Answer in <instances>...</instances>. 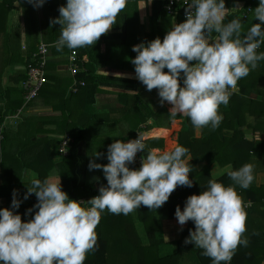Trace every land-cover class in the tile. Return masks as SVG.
Here are the masks:
<instances>
[{
    "label": "crops",
    "instance_id": "obj_1",
    "mask_svg": "<svg viewBox=\"0 0 264 264\" xmlns=\"http://www.w3.org/2000/svg\"><path fill=\"white\" fill-rule=\"evenodd\" d=\"M155 1L140 9L145 0H127L115 24L95 45L58 50L61 26L57 24L54 31L51 21L59 16L58 9L66 5V0H46L38 8L28 0H0V186L7 184L10 192L9 198L0 195V208L10 207L13 190L23 199L33 179H39L41 173L48 178L54 172L57 178L60 176L62 190L71 199L83 200V205H87L93 189L107 183L102 170L89 171L90 160L108 163L109 144L115 140H133L136 132L143 129L145 154L153 148L171 150L177 144L188 150L185 159H190L189 177L198 175L199 178H194L193 186L184 194L186 198L206 190L210 179L227 178L223 184L235 187L247 212L246 231L241 238H247L248 244L237 247L232 264H264V131L255 127L261 118L239 115V119L238 115H225V111H229L228 102L219 107L223 115L219 127L214 130L210 126L195 128L189 118L170 115L171 105L167 102L161 105L156 89L146 90L136 78L131 63L136 55L132 47L156 37L162 40L168 30L182 22L179 17H154ZM237 2L240 8L232 9L225 23L228 18H236L234 14L245 9L247 4L258 6L259 0H225L226 8H233ZM243 20L240 21L245 32L253 23H258L253 19V12ZM22 32L26 34V47L21 46ZM41 43L49 47L48 81L38 97L25 105L26 71L34 64ZM73 51L82 61L79 73L108 77L98 79L100 86L95 101L93 91L87 90L92 78L79 79V75L71 73L69 57ZM260 71L261 66L257 65L249 74ZM117 74L124 75L120 78ZM252 85L248 98L264 100V82ZM239 92L237 83V90L231 95ZM238 132L245 141L255 143L249 155L246 145L237 150V144L231 140ZM65 135L71 137V155L62 157L58 150ZM209 136L213 141L206 143ZM222 137L229 141L224 149L220 143ZM219 150H229L231 158L239 161V168L248 163L253 165L254 180L249 188L242 189L229 178L227 169L231 166L235 170V166L228 156L216 159L212 153ZM236 150L241 155L238 159ZM96 153L102 154L99 159L94 157ZM176 196L173 192L156 211L141 205L128 215H115L107 209L101 213L95 231L97 242L100 240L101 246L106 242L109 247L110 264H133L138 260L152 264L176 252H179V264H212V260L202 254V249L184 243V228L194 230L195 226L189 221L180 230L174 213L177 205L183 209L185 199L182 196L180 202ZM35 203L33 194L21 204L17 211L22 220L30 218L24 214ZM141 248L146 251L142 253ZM92 255L91 251L86 258Z\"/></svg>",
    "mask_w": 264,
    "mask_h": 264
},
{
    "label": "clouds",
    "instance_id": "obj_2",
    "mask_svg": "<svg viewBox=\"0 0 264 264\" xmlns=\"http://www.w3.org/2000/svg\"><path fill=\"white\" fill-rule=\"evenodd\" d=\"M45 2L28 0L36 8ZM151 3L145 0L140 9ZM126 4L127 0H66L51 21L61 26L58 50L95 45ZM239 8L238 2L229 9L225 0H189L184 22L176 23L162 40L156 37L132 47L136 78L146 90H157L161 105H171L170 115L189 118L195 128L219 127L220 105L229 102L238 81L264 60V52H257L264 44V0L252 9L258 23L246 32L239 18L225 23L232 9ZM25 36L22 32V47L27 46ZM145 148L140 135L126 142L115 140L107 146L108 163L90 160L89 171L102 170L107 183L86 202L87 207L82 206L85 201L71 199L62 190L55 172L43 181L33 179L23 199L13 190L10 207L0 208V264H84L95 249V229L105 209L115 215H128L141 205L156 211L178 186H193L185 147L153 148L146 154ZM138 152L144 153L141 165L132 168ZM227 175L236 186L247 189L254 180L253 165L235 170L229 166ZM205 189L188 196L183 209L177 205L174 215L181 231L189 221L195 226L189 229L186 245L202 249L212 264H230L237 247L248 244L247 238H241L246 231L245 204L235 187L215 179ZM33 194L36 203L24 214L30 218L22 220L17 210Z\"/></svg>",
    "mask_w": 264,
    "mask_h": 264
},
{
    "label": "trees",
    "instance_id": "obj_3",
    "mask_svg": "<svg viewBox=\"0 0 264 264\" xmlns=\"http://www.w3.org/2000/svg\"><path fill=\"white\" fill-rule=\"evenodd\" d=\"M166 2H167V0H156L155 1V3L153 4V11L155 12V13L153 12L154 17L157 18V17H161V16H167V17L174 18L167 13V11L165 9ZM248 6H252L253 9L255 7H257V5L253 3L252 5L247 4L245 9H247ZM245 9H243V10H245ZM243 10L239 11V13L234 14L235 17L237 16L236 18H239L242 21H244L243 20L244 18H242V16H241ZM177 17H179V19H181L182 22H184L183 15L181 13ZM236 18H233V19H236ZM53 19H55V18L53 17ZM230 20H231V18H228L227 22ZM52 25H53L54 31H56L57 24H52ZM257 52L258 53L264 52V44H261V48H259V50ZM81 65H82V62H80V67H81ZM258 65L261 66L260 72H257V73L252 72L251 74H248L246 77H244L238 81V84L240 85V92L238 94H233L230 96L229 105H228L229 111L226 110L225 115H238L239 119H240L239 115H257L261 119L257 120L255 127L262 129L264 131V100H254V99L248 98V94L253 88L252 84H255V86H256V84H258L259 82H264V61H262L261 63L259 61ZM27 72L28 71H26V79H27ZM77 75L80 76L79 79H88L89 77H87V76H90V78H92V84L87 88V90L93 91V100L95 101V95H96V92L98 91L99 86H100L98 79H106L108 77L107 76H99L96 73L91 74V73H87V72L86 73H79L78 72ZM47 81H48V79H47ZM46 83L42 87L43 89L45 88ZM246 85H247V87H246ZM248 85L250 87H248ZM42 90H40V91H42ZM39 93H41V92H39ZM23 99H24V91H23ZM24 102H25V99L23 100V103ZM240 123H242V122H240ZM76 138H77V140L81 139V138H79V136ZM224 138L225 137H222L220 140V143L223 146L222 149L227 148L226 143L229 142L227 139L225 141ZM243 138L244 137H242L240 135V133L238 132L235 136L231 137V140H233L234 144H237L236 145L237 150L240 147H242L243 145H246L250 149V150H248V155H249L250 152L254 149L255 143L252 141H245ZM194 141L199 142V140H194ZM205 141H207L206 143H211L213 140H212V138L210 139V136H209V137H206ZM262 145H263V149H264V141H263ZM237 150H236L235 155L237 156V159H238V157L241 155L239 154V152H237ZM229 153H230L229 150H226V151L219 150V151H213L212 154L214 155V157L216 159L220 160L219 157L223 158L224 156H226V157L228 156L230 159L231 155H229ZM229 161L233 162L235 169L239 168L240 165H239L238 160H233L231 158V160H229ZM131 166H132V168H136L135 163L132 164ZM45 178H46V175L41 173L39 179L41 181H43ZM189 178L192 180H194V178H195V180H197L199 177H198V175L197 176L194 175V177H189ZM226 179L227 178H225V180ZM225 180L222 179L221 181L220 180H216V181L223 183ZM7 186H8L7 184L0 186V195L9 198L10 192L8 193ZM188 188L189 187H186V186H178L173 191V192L177 193L176 197H178V200L179 199L182 200L181 198H182V196H184V194L186 193ZM93 190L94 191L92 193V197L98 193V189H93ZM184 199L186 200L185 196H184ZM180 202H182V201H180ZM83 206H87V205H83ZM189 229H192V228H188V227L184 228V232H183V239L184 240L189 236ZM101 244H102V242L99 240L96 243L95 249L92 251L93 255L88 259L86 258L84 261V264H110L109 247L106 246V242H104V246H101ZM141 249H142V251H141L142 253H143V251L144 252L146 251L144 248H141ZM134 259L137 260V258H134ZM133 264H148V263L145 261H139L138 260ZM152 264H179V252H176L174 254L168 255V256L163 257V258H158L156 261L152 262ZM230 264H232V261H230Z\"/></svg>",
    "mask_w": 264,
    "mask_h": 264
},
{
    "label": "built area",
    "instance_id": "obj_4",
    "mask_svg": "<svg viewBox=\"0 0 264 264\" xmlns=\"http://www.w3.org/2000/svg\"><path fill=\"white\" fill-rule=\"evenodd\" d=\"M188 3L189 0H167L165 9L167 13L172 17H177L181 13L185 20V8L187 7ZM252 9V6H248L247 9L243 10L241 14L242 18H248L252 13ZM48 53V45L46 43H41L38 47V52L34 56V64L31 65L27 70V79L23 83L25 105H28L38 97L40 90L47 82L46 66L48 63ZM69 62L71 65V73L76 76L80 70V62H82L76 52H72L69 57ZM21 113L22 111H20V114ZM139 135L144 137V143L146 144V134L143 129H140L136 132V136L134 139H137ZM70 140V135H65L64 137H62L61 147L58 150L60 156L67 157L71 154ZM143 155V152L137 153L135 160L136 168L140 167L141 158L143 157ZM98 194L99 193H97L93 197L97 196Z\"/></svg>",
    "mask_w": 264,
    "mask_h": 264
}]
</instances>
